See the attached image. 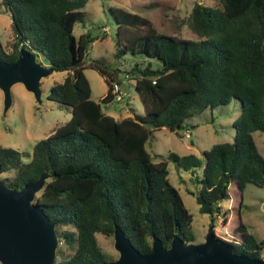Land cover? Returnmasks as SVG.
Instances as JSON below:
<instances>
[{
	"label": "trees",
	"instance_id": "16d2710c",
	"mask_svg": "<svg viewBox=\"0 0 264 264\" xmlns=\"http://www.w3.org/2000/svg\"><path fill=\"white\" fill-rule=\"evenodd\" d=\"M87 1H0L12 31L10 50L0 41V59L15 61L24 45L42 53L54 70L66 71L47 97L67 108L69 118L34 143L28 160L18 149L0 144V177L7 185L20 188L49 174L33 201L55 223L57 264L109 259L96 234L113 235L115 225L142 253L151 251L154 235L164 247L175 235L194 241L192 215L168 177L169 159L192 172L202 166L192 193L198 210L212 218L220 213L230 182L240 191L246 183L264 187V156L252 134L264 131V0H194L185 15L166 13L162 30L143 15L111 6L117 22L115 55L141 52L161 62L158 67L135 63L127 70L144 112L130 106L129 115L116 117L101 101L118 98L112 89L119 81L103 62L85 60L96 35L90 29L73 31ZM184 25L194 38L183 35ZM85 66L107 83L100 100L91 96ZM232 98L240 101L233 139L213 143L203 160L175 151L155 160L146 148L152 129L177 131L187 116ZM235 230L239 240L220 239L236 253L262 258L264 238L258 240L242 221Z\"/></svg>",
	"mask_w": 264,
	"mask_h": 264
},
{
	"label": "rangeland",
	"instance_id": "374dc122",
	"mask_svg": "<svg viewBox=\"0 0 264 264\" xmlns=\"http://www.w3.org/2000/svg\"><path fill=\"white\" fill-rule=\"evenodd\" d=\"M1 1V0H0ZM194 0H88L84 6L82 21L74 24V33L90 29L95 40L90 44L85 60L98 59L107 67L117 73L121 81L127 84L126 92H119L118 98L111 103L101 101L106 112L122 116L127 113L129 106L137 112H144V105L135 87L133 77L126 73L135 63L145 65L150 62L153 67L161 65L159 59L141 52L127 51L122 56H116V29L117 22L110 10L111 6H121L132 12L147 17L159 30L163 29L161 19L166 13H179L185 15L189 12ZM11 17L5 7L0 4V41L6 50L11 49L12 31ZM109 27L104 30L103 27ZM185 37L194 38V34L187 25L182 28ZM36 59L42 64L48 62L44 55L37 53ZM90 87L91 96L95 100L107 91L104 77L89 66L83 68ZM66 74L64 70H53L50 74L40 79L41 101H38L33 92L28 90L22 82L11 86L12 101L4 109V95L0 88V144L18 149L24 160H28L34 143L47 136L56 123L69 118L70 112L65 107H59L47 97L49 89L54 82L61 81ZM122 89V88H121ZM110 107V108H109ZM240 101L232 98L229 102L219 104L213 108L187 116L182 125L173 131L163 126L154 128L146 141V148L155 160L167 158L169 151L179 154L194 153L203 160V151L213 143L231 141L234 135L233 120L239 114ZM259 152L264 156V131L252 132ZM168 177L170 182L179 190L185 206L192 215L191 229L194 241L204 239L211 222L214 231L223 239L239 240L240 232L235 226L242 221L249 232L258 240L264 238V187L246 183L242 191L238 190L234 181L229 184L228 196L220 201L221 210L212 218L210 214L201 213L198 203L192 192L198 188V177L202 175V166H196L194 171L178 166L173 160H168ZM1 176L3 173L0 174ZM227 215L225 220L223 217ZM97 239L102 249L109 258L118 256L113 245V235L107 236L97 233ZM264 259V247L261 250ZM0 264H2L0 262Z\"/></svg>",
	"mask_w": 264,
	"mask_h": 264
},
{
	"label": "water",
	"instance_id": "95a60500",
	"mask_svg": "<svg viewBox=\"0 0 264 264\" xmlns=\"http://www.w3.org/2000/svg\"><path fill=\"white\" fill-rule=\"evenodd\" d=\"M36 53L21 45L13 62L0 59V88L4 95V109L12 101L11 86L22 82L41 101L40 79L54 69L36 59ZM123 92L127 84L114 73ZM2 169L0 167V174ZM43 172L38 178L27 181L20 188L7 185L0 177V262L2 264H57L58 235L55 223L34 203L36 193L42 189L47 177ZM113 245L118 252L93 264H264L263 258H252L236 253L220 239L210 223L201 241L185 242L175 235L168 247L153 236L152 249L142 253L125 236L120 226L113 230Z\"/></svg>",
	"mask_w": 264,
	"mask_h": 264
},
{
	"label": "built area",
	"instance_id": "2783aa9c",
	"mask_svg": "<svg viewBox=\"0 0 264 264\" xmlns=\"http://www.w3.org/2000/svg\"><path fill=\"white\" fill-rule=\"evenodd\" d=\"M103 29L106 31V30L109 29V27L104 26ZM121 90H122V89H121V85H120V83H119V82H114L112 91H113L114 93L118 94L119 92H121ZM118 95H119V94H118ZM117 97H118V96H117Z\"/></svg>",
	"mask_w": 264,
	"mask_h": 264
},
{
	"label": "crops",
	"instance_id": "0c3cea01",
	"mask_svg": "<svg viewBox=\"0 0 264 264\" xmlns=\"http://www.w3.org/2000/svg\"><path fill=\"white\" fill-rule=\"evenodd\" d=\"M127 90H128V87H127ZM105 93H106V92H105ZM105 93H104V94H105ZM104 94H103V95H104ZM103 95H102V96H103ZM102 96H101V97H102ZM101 97H100V98H101ZM129 107H130V106H129ZM129 107H128V109H127V110H128V111H127V113H126V114H124V115L122 114V116H127V115H129V114H130ZM133 108H134V107H133ZM109 113H110V112H109ZM110 114H112V115H113V116H115V117H116V116H120V114H119V115H114L113 113H110Z\"/></svg>",
	"mask_w": 264,
	"mask_h": 264
}]
</instances>
